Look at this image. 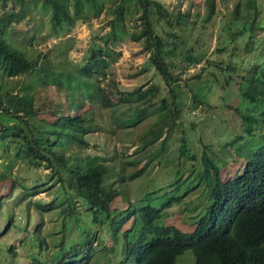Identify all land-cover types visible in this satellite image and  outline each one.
Returning <instances> with one entry per match:
<instances>
[{"label": "trees", "instance_id": "16d2710c", "mask_svg": "<svg viewBox=\"0 0 264 264\" xmlns=\"http://www.w3.org/2000/svg\"><path fill=\"white\" fill-rule=\"evenodd\" d=\"M201 1L196 4V13L191 8L183 13L172 11L159 0H0V143L13 148L15 155L35 171L49 170L52 182L59 183L60 195L49 205L36 203L40 209L37 211L58 209L64 232L74 224L84 233L82 241L70 246H66L64 235L54 260L36 258L28 264H85L99 253L94 246L95 232L85 230L88 221L108 229L121 244L120 260L115 264H177L187 251L193 253L195 264H264V145L256 147L255 152L251 144H246L251 153L245 154L242 161L238 158L243 151L228 153L235 142L245 138L241 133L264 129V10L259 5L264 0ZM218 3L225 10L220 12L221 32L234 34L222 43V48L210 52L213 35L208 37V29L218 17ZM34 9L48 15L51 33L56 34L78 21L91 26L92 20L106 13L110 31L102 38L104 46L91 48L88 63L77 71L55 66L42 53L31 58L17 42L21 37L31 46L38 44L33 42L38 31ZM237 22H241L242 29L237 32L238 27L233 32ZM198 26L205 31L197 33L196 45L191 46L189 35ZM126 37L143 45L148 54L144 72L154 70L163 85L152 82L133 92L120 90L114 81L102 85L101 78H107L110 62L117 55L111 44ZM221 39L218 36L219 42ZM257 43L261 46L256 47ZM235 50L240 56L254 55L257 60L248 63L238 56L234 60L242 65H232L228 61ZM180 58L185 61L181 69L201 66L200 73L186 80L185 86L192 99L188 108L194 114L206 106L202 89L208 80L202 74L208 67L221 68L223 72L236 73L240 68L244 71L239 77L247 85L242 96L249 105L243 108L242 103L235 108L242 132L232 129L234 137L217 139L230 155L227 159L212 158L211 148L204 145L197 163L199 157L192 152L184 126V90L177 85L181 77L176 61ZM43 60H47L46 64H42ZM38 66L41 68L36 70ZM21 77L31 82L24 83ZM5 78L17 80L4 83ZM231 81L234 79L229 76L226 84ZM43 84L64 95L65 102L52 108L37 96V86ZM85 97L97 99L101 109H119L114 112V121L120 130L134 128L156 116L139 136L133 157L128 155L130 147L122 146L120 160L114 165L116 173L106 158L86 154L92 147L97 148L87 137L102 128L95 124L93 108L82 112ZM254 109L257 115L251 114ZM2 116L14 123L6 124ZM179 129H183V135L178 157L164 159L167 144ZM66 144L78 150L67 155ZM156 162L170 178L131 201L122 185L146 175ZM140 163H145L142 169L126 174L127 168ZM11 182L0 170V211L15 198L25 201L38 187L30 189L22 183L17 187ZM193 192L200 195L185 202ZM27 205L29 208L30 203ZM174 205L185 206L182 210L187 211L185 216L180 214V223L171 219L169 210ZM8 215L5 230L11 231L16 224L13 214ZM39 241L42 248L45 241ZM8 251L15 254V246ZM111 251L114 250H100L106 256Z\"/></svg>", "mask_w": 264, "mask_h": 264}, {"label": "rangeland", "instance_id": "374dc122", "mask_svg": "<svg viewBox=\"0 0 264 264\" xmlns=\"http://www.w3.org/2000/svg\"><path fill=\"white\" fill-rule=\"evenodd\" d=\"M166 4L168 8L172 11L187 12L191 10L196 13V4H200L201 0H159ZM253 5V2H251ZM107 7L110 6V2H106ZM194 5L193 7H191ZM262 9L264 10V2H260ZM202 7V12L205 15V6ZM218 17L213 20V23L209 25L208 34L211 38V49L213 52L215 48H222V43L229 41L234 33L231 32H221V22L223 21V14L220 12H225L224 6L221 3L217 4ZM193 13V14H195ZM34 16L38 18L37 23V34L33 42H38L37 45L31 46L27 44L23 38L18 39V45L23 46L27 49L28 55L34 58L39 54L47 55L48 59L55 66L60 65L67 68L68 70L77 71L88 63V56L90 54L91 48L96 45L104 46V41L102 38L110 31L108 26V17L106 13H103L100 18L92 20V25L89 26L82 21H78L70 29L62 31L60 34L51 33L48 15L41 12L40 9H34ZM203 15V16H204ZM262 20V18H261ZM241 22L233 27V32L235 30L241 31ZM240 25V26H239ZM27 26V25H26ZM237 26V28H236ZM25 28V27H21ZM30 28V27H29ZM133 31V29H132ZM205 30L198 26L197 29L192 31L189 35V44L195 46L196 39H198V32L203 33ZM218 36H222L219 42ZM262 37V33H260ZM115 49L117 55L115 59L110 62V67L108 69V75L106 79L101 78V83L103 86H107L109 81H114L118 88L122 91L133 92L140 87L148 86L150 83H163L158 79L154 70L150 69L149 72H144L148 62V54L144 51L143 45L139 42H135L130 38H123L116 45L111 44ZM261 44L257 43L256 47H260ZM242 53V52H241ZM210 54V53H209ZM243 57L247 59V62L256 61L257 59L254 55H246L243 53L242 56L238 54L235 50L229 63L235 66H241L242 63L237 61L236 57ZM184 59V58H183ZM182 58L178 59L177 64L179 70L177 74L181 77L179 84V90H184V126L186 128L187 135L189 136V141L192 144V152L199 157L197 163H200V158L204 153V145L209 146L211 151L210 156L214 159L221 158L227 159L230 155L240 153L243 151L241 157L238 159L243 160V157L249 155L250 149H246V144L253 148L264 145V129L259 128L252 134H248L245 131L241 133L245 138L233 144L230 148L228 154L221 146L217 139H222L224 135L230 139L234 137L231 133L232 129L241 130L242 123L237 115L235 108L244 103L243 108L248 107V103L243 100V93L246 91L247 85L240 79L239 76L244 75V71L240 68L236 73L227 71L223 72L221 68L208 67V71L202 74L204 80H208L207 84L202 89V94L204 96L203 100L206 106H203V110H196L195 114L190 113L189 106L192 105L191 94L189 93V88H186V80L191 79L194 75L200 73L201 66L197 68L190 67V69H181L182 63L185 61ZM47 61V60H46ZM43 60L42 64H46ZM249 63V62H248ZM41 68L38 66L36 70ZM232 76L234 82L231 81L230 84H226V80ZM24 83H30L26 77H21ZM4 83L16 82L17 79H4ZM46 88L48 84H43ZM176 85V86H177ZM44 86H37V96L43 98L47 101V104H51L52 108H55L56 104L60 102H65L66 98L64 95L56 91L55 88H45ZM85 108L82 112L87 109L94 110L95 124L100 126L102 129L94 134L87 137L91 146H97V148L92 147L87 151V155L91 157H101V160L106 158L107 164L111 166L113 173H116L114 165L120 160V150L122 146L130 147L128 155L133 157V153L136 150V142L144 131L147 129L148 125L152 124L156 120L155 117H150L143 123H140L134 128H129L128 130H120L117 128L114 121L115 114L119 111H112L111 109H101L97 105L99 101L94 99L93 101L85 97L84 99ZM122 109V108H121ZM120 109V110H121ZM257 110H251V114L257 115ZM116 112V113H114ZM259 115V114H258ZM4 122L7 124H13L14 121L9 117L2 116ZM260 118V117H259ZM195 126V129L193 128ZM242 132V130H241ZM183 135V129H179L174 132L171 139L167 144L166 153L164 159L178 157V149L180 146V139ZM252 136L251 138H248ZM253 144H252V143ZM245 149V150H243ZM64 150L67 155L72 154L77 151L78 148L73 144H66ZM246 154V155H245ZM113 158L116 160L112 161ZM176 164V162L174 163ZM145 163H140L137 167L127 168L126 174L134 173L143 168ZM146 175L138 177L137 179L130 181L128 184L122 185L124 191H126L128 198L131 201L136 200L137 196L142 195L144 191H152L157 183V185L165 184L168 179V173L163 169L162 165L158 162L149 167ZM0 170L7 174L11 178V183L15 182V186L18 187L19 184H23L25 187L35 189V193L27 198L25 201H20L19 198L7 203L5 208L0 211V262L1 264H28L33 262L34 259L40 258L43 261L54 260V256L58 255L60 250V244L63 240L64 235H66L67 242L66 246H70L72 242H79L84 239V233L80 227L71 224L66 232H64L62 227L63 217L59 214L57 210L52 211H37L39 208L35 205L36 203H42L49 205L55 200L59 193V183L52 182L50 179L51 172L46 169H39L35 171L26 162L19 159L15 155V150L13 148H8L0 143ZM34 192V191H32ZM200 194L198 192H193L186 199L185 202L191 201L197 198ZM19 205L16 206V203ZM30 200V201H29ZM20 203H22L20 205ZM28 203L30 206L28 208ZM185 206L174 205L170 209L171 219L175 222L180 223L181 215L185 216L184 209ZM40 210V209H39ZM85 213V211L82 210ZM13 214V220L16 224V228L7 231L5 230L8 215ZM39 225V226H38ZM85 230H91L95 232L96 238L94 241V246L97 248L99 253L92 256L90 260H86L85 264H115L120 260V249L121 244H117L112 233L106 228L101 227L99 224H93L87 222L85 225ZM35 230V234L33 231ZM18 231V232H17ZM36 236V237H35ZM44 240L45 244L41 248L40 241ZM10 246H15V254L8 251ZM108 248L109 250H114L108 253L100 252L102 249ZM177 264H195V257L191 251H187L183 256L179 257Z\"/></svg>", "mask_w": 264, "mask_h": 264}]
</instances>
